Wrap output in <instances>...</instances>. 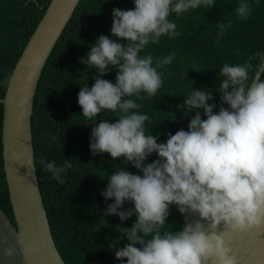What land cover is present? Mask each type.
<instances>
[{"label":"clouds","instance_id":"obj_1","mask_svg":"<svg viewBox=\"0 0 264 264\" xmlns=\"http://www.w3.org/2000/svg\"><path fill=\"white\" fill-rule=\"evenodd\" d=\"M134 5L130 10L113 9L111 34L117 40L100 35L81 59L99 75L91 89L83 86L78 94L87 120L105 110L120 114L116 122L102 120L92 128V155L123 157L142 173L121 168L108 178L101 193L106 201L114 199L105 215L118 216L121 222L136 216L131 228L117 227L128 243L115 251V257L126 258V264H238L225 234L264 231V54H257L261 61L251 77L255 57L242 65L222 66L224 79L218 91L229 107L221 106L218 113L213 111L216 105L208 103L213 100L209 91L191 90L183 101L186 111L196 110L188 130L157 143L156 136L145 132L148 115L134 111L141 105L126 97L143 99L141 92L154 97L163 83L158 69L171 64L175 53L156 60L155 66L151 55L140 53L162 36L179 35L176 24L168 19L171 13L179 16L215 4L214 0H134ZM250 14V5L241 0L237 18L247 19ZM217 26L222 37L231 22ZM119 40L126 41V46ZM109 66L116 68L115 83L101 78ZM200 110L206 119H201ZM153 153L158 159L145 164ZM40 163L60 183L71 167L67 161L63 166L45 159ZM126 201L133 207L123 210ZM170 205L199 219L183 230L163 231ZM7 254L11 256L12 250Z\"/></svg>","mask_w":264,"mask_h":264},{"label":"trees","instance_id":"obj_2","mask_svg":"<svg viewBox=\"0 0 264 264\" xmlns=\"http://www.w3.org/2000/svg\"><path fill=\"white\" fill-rule=\"evenodd\" d=\"M51 0H0V98L5 95L10 76L27 41L36 29ZM251 8L247 19H238L236 8L241 0H214L209 9L201 6L177 16L171 13L170 22L176 24L175 38L162 36L158 43H149L140 53L151 55L153 66L158 59L175 53L171 64L158 69L163 73L162 86L154 97L141 92L132 99L141 107L134 111L146 114V135L157 137V143H166L169 135L188 130L196 110L186 111L184 99L191 90H207L213 96L214 113L221 106L227 108L218 91L224 79L220 69L244 64L249 57L253 69L264 54V0H244ZM134 0H81L50 53L42 70L31 116L34 156L41 192L59 251L66 264H126L116 259L115 251L128 241L118 226L131 228L133 215L121 222L118 216L105 215L114 199L105 200L102 192L108 178L117 170L142 173L121 157L113 160L110 154L93 156L90 150L91 132L102 120L114 123L119 112L102 111L94 120L82 116L78 94L83 86L94 85L98 70L81 63L100 35L117 40L111 34L113 9H134ZM228 28L221 37L219 23ZM118 42L126 46L127 42ZM101 78L116 82V68ZM264 80V74L262 75ZM3 104L0 103V206L15 222L9 197L2 155ZM201 119H206L200 110ZM55 137V140L51 138ZM41 159L55 161L57 166L70 162L63 174V183L53 179L44 170ZM158 159L151 154L145 164ZM126 201L123 210L132 208ZM183 215L175 205L169 206V216L163 231H179L184 225ZM139 247V245H136Z\"/></svg>","mask_w":264,"mask_h":264},{"label":"water","instance_id":"obj_3","mask_svg":"<svg viewBox=\"0 0 264 264\" xmlns=\"http://www.w3.org/2000/svg\"><path fill=\"white\" fill-rule=\"evenodd\" d=\"M80 1H50L0 98L4 109L3 164L15 219L14 222L0 206V264H66L54 239L40 188L31 116L44 65ZM198 219V215L184 214L183 228ZM225 240L238 264H264V231L248 235L228 233ZM9 249L11 256L7 254Z\"/></svg>","mask_w":264,"mask_h":264}]
</instances>
